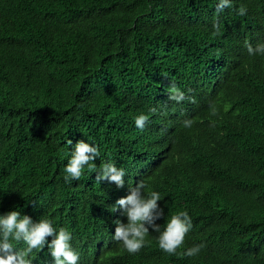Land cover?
I'll return each instance as SVG.
<instances>
[{
  "label": "trees",
  "instance_id": "obj_1",
  "mask_svg": "<svg viewBox=\"0 0 264 264\" xmlns=\"http://www.w3.org/2000/svg\"><path fill=\"white\" fill-rule=\"evenodd\" d=\"M216 2L0 0V214L67 228L79 264H264V56L247 51L264 43V0ZM81 139L97 168L126 170L122 188L86 169L64 182ZM140 179L164 197L156 223L189 212L199 255L163 253L151 229L135 254L112 239L126 218L109 207Z\"/></svg>",
  "mask_w": 264,
  "mask_h": 264
},
{
  "label": "clouds",
  "instance_id": "obj_2",
  "mask_svg": "<svg viewBox=\"0 0 264 264\" xmlns=\"http://www.w3.org/2000/svg\"><path fill=\"white\" fill-rule=\"evenodd\" d=\"M231 7L232 0H217L215 4L217 13ZM246 11V8L240 7L237 14L244 16ZM247 51L250 56H264V43L257 44L255 48L247 45ZM184 98V92L173 85L169 99L180 102ZM151 111L154 113L156 109ZM148 119L146 113L140 112L133 117V122L137 129L143 130ZM185 126H190V122L185 121ZM68 144H72V141L68 140ZM99 156L100 151L94 141L78 140L72 145L64 166V182L79 181L86 169L89 173L95 171L96 183L107 181L114 183L116 188H122L126 170L118 167L110 158L97 168L94 161ZM147 189L148 185L142 179L134 186L129 183L127 194L117 198L109 207L111 212L119 209L120 215L126 218L124 222L120 219L114 221L112 239L120 242L127 253L135 254L149 242L151 229L158 233L156 243L163 253L184 257L199 255L204 247L203 242L184 247L186 234L193 227L189 212L181 210L169 215L163 225L156 223L161 217L165 218L164 208L158 204L164 197L159 191ZM71 241L72 233L65 227H57L47 216L34 221L18 208L0 214V264H33L36 253L45 247L52 264H79L80 254L73 248ZM181 248L183 251L178 252ZM39 264L51 263L40 258Z\"/></svg>",
  "mask_w": 264,
  "mask_h": 264
}]
</instances>
